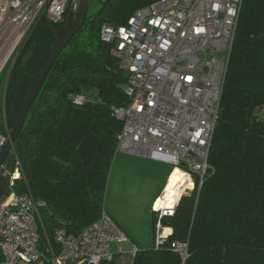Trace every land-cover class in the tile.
I'll return each mask as SVG.
<instances>
[{
	"label": "trees",
	"instance_id": "trees-1",
	"mask_svg": "<svg viewBox=\"0 0 264 264\" xmlns=\"http://www.w3.org/2000/svg\"><path fill=\"white\" fill-rule=\"evenodd\" d=\"M97 1L98 8L87 12L48 70L9 152L19 161L20 171L19 177L8 178L9 189L45 203L38 218L41 243L47 239L54 247L55 228L74 236L99 216L117 151L122 123L111 106L127 99L126 71L111 53V44L100 38L101 25L124 23L135 9L154 0ZM63 24L42 14L4 66L1 133L9 134ZM75 93L85 96L81 104L73 101ZM260 108L264 0H244L209 146L208 172L199 188L196 183L180 196L172 215L161 217L171 228L162 243L135 249L130 264H264V112L260 116L256 111ZM173 242L186 244L184 257Z\"/></svg>",
	"mask_w": 264,
	"mask_h": 264
},
{
	"label": "built area",
	"instance_id": "built-area-1",
	"mask_svg": "<svg viewBox=\"0 0 264 264\" xmlns=\"http://www.w3.org/2000/svg\"><path fill=\"white\" fill-rule=\"evenodd\" d=\"M243 1L154 0L135 9L124 23L101 25L100 38L111 44V53L126 71L127 99L111 106L122 123L116 150L169 163L192 183L180 187L172 204L154 206L155 246L168 234L161 217L173 214L186 190L196 183L200 187L210 167L207 156ZM78 3L0 0V73L42 14L65 22ZM84 99L82 93L73 95L77 104ZM7 136L0 132V148ZM10 158L0 166L9 181L20 176L19 161ZM44 204L11 189L0 201V264H108L114 258L110 243L128 239L102 209L77 235L57 227L55 247L47 239L41 243L38 218ZM171 246L186 255L185 243Z\"/></svg>",
	"mask_w": 264,
	"mask_h": 264
},
{
	"label": "crops",
	"instance_id": "crops-1",
	"mask_svg": "<svg viewBox=\"0 0 264 264\" xmlns=\"http://www.w3.org/2000/svg\"><path fill=\"white\" fill-rule=\"evenodd\" d=\"M172 172L169 163L116 151L108 173L103 209L123 229L128 239L110 243L114 258L108 264H124L126 257H130L131 262L135 249L152 247L155 233L153 218L157 216L155 202L170 181ZM9 190L8 177L0 171V201ZM166 230L171 232L169 226ZM118 246L120 253L117 252Z\"/></svg>",
	"mask_w": 264,
	"mask_h": 264
},
{
	"label": "water",
	"instance_id": "water-1",
	"mask_svg": "<svg viewBox=\"0 0 264 264\" xmlns=\"http://www.w3.org/2000/svg\"><path fill=\"white\" fill-rule=\"evenodd\" d=\"M89 2L90 0H79L77 9L75 11L69 12L63 26L59 31V34L57 36V39L54 43L49 57L38 72L33 85L31 86L27 96L24 98L19 108V111L16 115L15 121L7 136V139L0 148V166L3 164L5 158L9 154L13 142L22 128L29 106L33 101L38 89L40 88L48 70L51 68L59 52L65 47L71 37L82 25L84 18L88 12Z\"/></svg>",
	"mask_w": 264,
	"mask_h": 264
},
{
	"label": "bare ground",
	"instance_id": "bare-ground-1",
	"mask_svg": "<svg viewBox=\"0 0 264 264\" xmlns=\"http://www.w3.org/2000/svg\"><path fill=\"white\" fill-rule=\"evenodd\" d=\"M172 173L174 174L172 175V178L170 179L168 184L165 186L160 199L156 200V206L163 207L172 204L175 200V197H177L176 195L180 187L192 186L191 181L185 179L186 175L180 168L176 167L175 169H173Z\"/></svg>",
	"mask_w": 264,
	"mask_h": 264
},
{
	"label": "rangeland",
	"instance_id": "rangeland-1",
	"mask_svg": "<svg viewBox=\"0 0 264 264\" xmlns=\"http://www.w3.org/2000/svg\"><path fill=\"white\" fill-rule=\"evenodd\" d=\"M98 6H99V4H98V1L97 0H90V2H89V8H88V11L89 12H92V11H94V10H96L97 8H98ZM15 57V55L13 56V58ZM1 73H2V71H1ZM0 73V74H1ZM257 111V114L258 115H262V113L264 112V108L262 109V108H260V109H257L256 110ZM10 156H8L7 155V157L5 158V160H4V162L3 163H6L7 162V160L8 161H10ZM174 173H172V175H173ZM172 175H170V178L168 179V180H170L171 178H172ZM167 183H168V181H167ZM167 183H166V185H167ZM165 185V186H166ZM165 188V187H164ZM164 190V189H163ZM191 190V189H190ZM179 191V190H178ZM188 190H186V192H187ZM185 192V193H186ZM162 193H163V191H162ZM162 195V194H161ZM155 206H156V202H155ZM156 207H158V206H156ZM124 264H130V257H126V259H125V263Z\"/></svg>",
	"mask_w": 264,
	"mask_h": 264
}]
</instances>
